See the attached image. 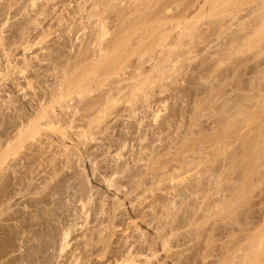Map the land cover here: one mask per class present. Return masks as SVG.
Returning a JSON list of instances; mask_svg holds the SVG:
<instances>
[{
	"label": "bare ground",
	"instance_id": "bare-ground-1",
	"mask_svg": "<svg viewBox=\"0 0 264 264\" xmlns=\"http://www.w3.org/2000/svg\"><path fill=\"white\" fill-rule=\"evenodd\" d=\"M8 1L6 4V11H3V12H5V14L7 15V14L11 13V11H12V13L14 14L13 16H16L19 14L18 18H17V22L20 19L19 24L21 26V31L23 33L22 35H23V39H24V43H21L23 45V50H28L30 48L29 46L31 45V43H30L31 38L37 39V41H38L40 39H43V38L51 35V33H53V25L57 27L55 29H58V27H61V25H62L63 29L59 28V29H61V32L65 30L64 32L68 31L69 33H70V29H72L71 27L74 26L76 28L77 27L76 25H78V24H81L84 27V29H86L87 27H90V28H94V27L97 28L98 27V28L102 29V28H105V26L107 24H109V25L113 24V26L120 27L121 28L120 40L123 44H126V45L131 47V48H129V47H127V48L130 49V52L135 53L134 56H136V59L138 61H141V59L145 56H148V59H150V62H147V65L140 64L139 62L135 63V65L131 69L132 70L131 75L129 77H127V78H130V80H131L134 77L136 78V75H141L144 73L146 74L147 72H150L152 69L154 70V67L157 66L156 62H158L160 60H166V59H170V58L176 59L178 57L180 58L186 54H189L190 49H187V50L185 49L186 51L183 50L185 44L184 45L182 44L183 46H181V47L183 49H180L181 48L180 44L182 42L179 43L178 40H180L181 37H183L185 35V32L188 29L189 30L191 29V31L193 32L192 29H195V27L197 28V25L199 27V22L198 23L194 22V19L196 17L195 15H197V13L199 11H202V10L203 11L206 10L207 13L208 12L210 13V11H213V9L215 10V8L218 5H220L219 6L220 8H223L221 6V4H223L226 0H80V2H79V0H77V2H76L77 9L76 10H74V7L72 6L70 0L67 2H66V0L61 1L62 3L60 5H62V7L61 6L59 7V5L57 6V4H59V3H57L59 0H57V1H54V0H41V1L40 0H26V4H25L24 0H22V1H24L23 3L21 0H14V1L12 0V2H14V3H17V2L22 3V5L20 7L24 6L23 4L26 5V7H22L18 11H15L14 10L15 5L13 7V3L8 2ZM15 1H17V2H15ZM28 1H30V2H28ZM37 1H40L39 4H41L43 1L44 2L41 5L37 4L38 8L36 9V7H34L35 8L34 9L33 6H36ZM115 1L118 2L117 6L120 5L119 7H116V9L120 8L119 12H114V15L110 16L111 18H109L108 16L107 17L100 16V14L102 12H104L108 7L112 8V10L114 11V8L112 6H115ZM3 2H4V0H3ZM5 2H6V0H5ZM54 2H56V3H54ZM28 3H30L29 5L32 6L34 11H32L33 9L30 8L31 6H27ZM249 3H250V5L248 4L249 6H247V8H245V9H243L245 11L244 13L241 14L240 10H239L240 15L241 16L243 15L244 17L242 16L240 18L239 15H238L239 17H237L236 14H238V13L235 12L236 14H234V15L236 16V18H235V16L232 15V19H230L229 22L227 21L228 27H232V26L237 27V25L240 24L241 25V31H243V30L245 31V33L247 35L246 38L248 40H249L248 35H252V33L254 34L256 31L258 32L259 28L260 29L262 28L261 29V31H262L261 32L262 33V40L261 41L262 42L261 41H258V42L259 43L261 42L259 49L263 50L262 52H264V0H250ZM11 6H12V9L15 11V13L11 9ZM70 6H71V8H69ZM49 7H51V8H49ZM18 8L16 7L15 9H18ZM28 8L31 9L30 13L33 12V14L26 12L27 10L28 11L30 10ZM60 8H61V11L57 12V9L60 10ZM10 9H11V11H10ZM97 9L100 10V12L101 11L102 12L100 13L99 11L98 12L94 11ZM116 9H115V11H116ZM216 10H217V8H216ZM216 10L214 12H216ZM52 11L54 12V14L52 13ZM0 13H2V11H0ZM207 13H204V14H207ZM209 13H208V15H209ZM213 14H215V13H213ZM213 14L211 13L212 17H214ZM217 14H219V13H217ZM101 15H103V14H101ZM47 16H49L48 17L49 19H46V20L52 19V21H50V22L48 21L47 24H45V23L43 24V22L45 21L44 19L47 18ZM10 17H12V16H10ZM233 18H235V19H233ZM218 19H219V17H218ZM7 20H8V18L5 17V21H3L1 23V25H4ZM234 20H237V21H234ZM53 21H55V24H52ZM17 22L14 24H17ZM220 22H217V23H220ZM195 23L197 25L194 26ZM202 25H204V24H202ZM206 25H208V24H206ZM193 26H194V28H193ZM220 26H222V25L220 24ZM2 27L3 26L0 27V46H1V50L3 52L1 55L4 54L6 56V60H3V61H5L3 68L0 65L1 66L0 67V74L6 73V72H8L10 74V72H12V71L13 72L17 71V73L20 74L22 78L18 77V80L16 83L15 80L17 77L16 78L11 77V78H14L13 80L16 83L15 84L13 82L14 85L17 86V89L15 91L17 92V90H18V93L19 92L23 93L22 97H26L27 94L30 95V97L32 99L30 98L29 101L33 100L34 102L33 103L31 102L29 105H26L25 103L21 105V104H19L20 102L17 104V103H15L14 98L12 99V97H11V95H13V94H8V97L6 96L8 98L6 101H8L9 103L4 101V100H2V102L0 103L4 106V102H5V106L7 104V108H8V109L7 108L6 109L8 111L10 109V111L14 112V114L13 113L11 114L12 118H11V116H9V118H11V119H9V120H8V118L4 119L7 121V123L5 124V122L2 121L3 117H4L3 116L4 113H2V112H4V110L1 111V108L3 109V106L0 105L1 106L0 107V217H1V215L3 216V213L7 212V213H5L6 219H8V218H11L12 220H13V218H14V220L16 219V221L14 223L12 221V223H8L5 225L1 222L5 217L3 216L4 218H0V233L5 232L4 233L5 236L4 235H3V237L0 236V237H2V238H0V247H1L0 248V256H2L1 259H3V256L8 255L6 252H8V253L11 252L10 254H12L13 252L16 251L15 253H17L18 252L17 250H19V249H20V252L12 255L10 257V262H14L15 264H16L15 261L20 262L18 264H53L52 261H53V256L55 254L54 251L57 252L56 258H59V257L64 258V256H65V259L54 260L55 263L57 262L56 264H60L61 261H62V264H84V263H88V261H89L88 264H90L92 261H93L92 264H176L177 262L178 263L180 262V264H183V263L187 264L188 263L187 260L190 258V256L193 255L192 257H197V255L200 254L199 250H202V251L204 250V248H202L201 245L205 244L204 242H206V241L203 242V239L201 240V238L203 237L204 233L206 234V231H208V230H206L204 228L205 226L202 228L200 227V229L196 228V226L199 227V225L200 226L202 225L201 223H204V221H203L204 218L202 220L201 219L202 215L200 217L197 216L200 218V220L197 221L196 220L197 214L194 216V214H190V213L194 211L193 207H195V209L198 210V208H200L203 211V216L209 215L210 214L209 212L211 211L212 215L214 214L215 218L219 217L217 215L220 212L219 211L221 208L220 205L223 204L222 202L225 201L224 199L226 198V195L223 192L224 190H222L223 184H222V179H221V174H220L219 169H217L216 171L215 170L212 171L210 169V167L208 168V165L204 162V166L206 164L207 167H204L203 170L199 171V173H198L199 175H196L197 176L196 178L189 180L190 182H188V183H185V184L183 183L182 185L181 184L179 185L178 183L175 182L174 178H176V175L178 176V174L181 170L184 173L187 172L188 171L187 169L189 168V165H190V163L186 159L187 157L185 158L183 156L184 155L183 153H179V154H182V156L179 159H178V155H177V158H175V162L172 161L173 162L172 163L170 160L168 162L164 160L165 163H163L162 165L160 164V166L158 167L159 161L157 162L158 164L156 163V161L158 160L157 156L158 155L160 156L162 154L158 153V155L156 156V154H153V152L155 151L152 148L153 144L152 143H149V144L146 143V144H148V145H146L144 143V145H146V146L142 147V145H141V149L139 151H137L138 149L135 150L137 153L132 151L133 155L130 152L132 157L129 158L127 156L128 158H126L125 157L126 154L124 155L122 153V149L124 148V146L126 144V140H128V139H125V138H127L126 136H123L124 139H122L121 138L122 136L119 134L117 136L120 137V138L118 137V139H120L121 143L117 141V137L115 138V136H114L115 139L110 137V139L108 140L110 142V144L108 142V146L106 148L103 147L104 149L100 153L101 155H104L103 156L104 158L101 159L102 157H100L99 159H97V157H99V155H97V154L95 155L94 154L95 151L91 150L92 149L91 147H89V148H91L90 150H89V148H86V147H85V149L83 148V145H81V143L83 141L85 142L86 140L84 139L83 141H81L80 137L84 136V138H85L86 135H88V136L90 135L89 138L91 140H93V139L95 140L98 138V137H95L94 135H92L93 134L92 131H88V130L94 129L93 128L94 126L92 125V123L95 120L97 114H100V113L107 114L109 112V111L107 112V110H109V108L106 107V103L108 102V100H110L114 97L115 93H117L119 91L121 92V90H123L125 88L124 84L122 86V85H120L121 81H118V82H116L117 87H116V85L113 84L115 86V88L113 87V89L111 91L115 90L116 88L118 89V90L116 89L117 92H115L113 95H112L111 91H109V89L111 88V86H110V88L108 87L109 88L108 90H105V91L103 90V92L100 93L99 96H97L95 98L93 97L94 99H90L89 102L86 101V103H84V104L82 103V101H80L81 103H79L77 98H76L77 100L73 97L72 98H70V97L66 98V95H67L65 93L66 87L63 89V88H61V86L63 84L60 83L61 86L59 84V80L61 78L59 77L60 71L58 72V70H61V67H63V65L66 62V61L64 62V60L65 59L67 60L68 55L70 54V53L68 54V53H66V51H64L66 54H68L66 56L67 58H65V56H64L65 59H63L62 55H60V54L66 55L65 53H63V49H65V48L62 49V47L66 46L65 44H67V43H64V42H66L67 40L66 39H65V41L63 40L64 42L56 41L52 45L53 47L51 45H48L51 49L46 45H45L46 47L43 46L42 49L36 48V50H32L30 52V53H32L31 56L24 55L23 54L24 52L22 50L23 53L20 52L22 56L19 53L16 54V55L19 54L18 57L21 56V60L17 61L18 59L15 60V58L9 57V53H10L9 50L10 49L8 46L10 44L9 42H12V41H8V42L6 41V39H8V38L10 39V37L6 38L5 41L3 40L6 36L3 35L4 30L2 29ZM74 27H73V29H74ZM106 27H108V26H106ZM200 27L202 28V26H200ZM228 27H226V28H228ZM236 27L234 28L235 33L240 31L239 30L236 32V30H237ZM16 29H15V34L19 35L16 33L17 32ZM87 29H89V28H87ZM74 30H76V29H74ZM90 30H92V29H90ZM207 30L208 29H206V32H207ZM194 31H196V30H194ZM201 31H203V30H201ZM54 32H57V31H54ZM64 32H62V34ZM76 32H77V30H76ZM76 32H74L75 35L77 34ZM192 32H191V34H192ZM257 32H256V34H257ZM58 33L59 32H57L56 34H58ZM90 33H92V32H90ZM188 33L190 34V31H188ZM230 33L231 34L233 33V34L230 35L227 33L231 37L227 38L228 40L230 39V41L226 40L227 41L226 44H228V46L230 44L231 46H229V47H233L232 44L234 42H236V40L240 36H238V34L235 35L234 32H230ZM245 33H244V35H245ZM62 34L58 35V37L63 36V38H65L64 35H62ZM92 34H94V33H92ZM96 34L97 33L95 31L94 35H96ZM109 34H111V33H109ZM117 34H119V32ZM241 34H243V33H241ZM16 35H15V37H16ZM13 36H14V34H13ZM99 36H101V35H99ZM116 36L114 35L113 39L118 38ZM254 36H256V35L254 34ZM58 37L56 38L57 40H58ZM185 37H186V35H185ZM185 37H183V38L185 39ZM252 37H253V35H252ZM60 38L61 37H59V39ZM98 38H100V37H98ZM219 38H222V37L219 36ZM96 39H97V37H96ZM242 39H241V41L244 40V39L243 40ZM10 40H12V39H10ZM15 40H16V38H15ZM93 40H94V38H93ZM93 40L91 39V41H89V45H92ZM104 40H106V39H104ZM116 41H117V39H116ZM180 41H182V40H180ZM60 42L62 43L61 48L59 47V44H57ZM177 42L179 45H177ZM213 42H214V40H213ZM239 42H240V39H239ZM68 43H69V40H68ZM151 43H153V45H152L153 48L151 46V48L147 47V48L139 49L140 51L138 50V48H141L146 44L150 45ZM209 43H212V42H209ZM218 43H219V40H218ZM259 43L257 46H259ZM13 44H15V41ZM63 44H64V46H63ZM243 44H245V43H243ZM255 44H256V41H255ZM175 45L177 46V48L175 47ZM188 45L190 46V43ZM84 46H86V45H84ZM96 46L97 47L94 49L95 51L92 52L90 54V56L88 55L90 58H88L87 56L86 57L84 56L83 58H80V59H83L82 61H84V62L86 60L91 61V60H93L92 58L97 57V55H100V53H102L106 49L105 47L100 46L99 44H97ZM104 46H105V44H104ZM178 46H179V48H178ZM109 47H111V46H109ZM174 47L176 49H180L181 51L179 52V51L174 50ZM208 47H209V44H208ZM239 47H241V46H239ZM46 48H47V50L50 49V51H51V52L49 51V53H50L49 58H47L48 56H46V55H49ZM205 48L206 47H204V49ZM216 48H219V47H216ZM89 49H90V46H89ZM211 49H213V48H211ZM11 50H14V49H11ZM44 50L48 54L45 53ZM205 50H203V51H205ZM217 50L218 49H215L212 53L216 54L218 52ZM76 51H75V53H76ZM88 51H87V48L78 50V52H82L83 55H87ZM112 51H113V49H112ZM126 51H128V50H126ZM53 52L56 53V54H54L55 57H51V56H54V55H52ZM110 52H111V50H110ZM130 52H127V53H129L130 57H131V55L133 56V53H130ZM209 52L210 51H208V53ZM234 52H236V51H234ZM262 52L259 51L258 54H261ZM107 53H108V51H107ZM229 53L230 52L228 51V54ZM56 55H58L59 57H62V58H57ZM134 56H133V58H134ZM229 57H230V55H229ZM148 59H147V61H149ZM47 60H49L51 65L47 63L48 64V66H47L46 63L45 64L43 63V62H46ZM137 60H135V61H137ZM213 61H214V59H213ZM62 63H64V64L62 65ZM144 63H146V62H144ZM148 63H149V65H148ZM216 63H217V61H216ZM2 65H3V63H2ZM261 66H262V64H261ZM29 67L31 69H28ZM64 67H65V65H64ZM156 68H158V66ZM262 69H263V66H262ZM72 70L73 69L71 68V71ZM48 72L52 75L49 76V74H48L49 78L47 79L44 75L45 74L47 75ZM33 74L35 76H37L36 78H38V76H40L41 74H44V75H41V77L44 76L43 78L44 79L46 78L45 81L40 79L41 82L44 81L43 82L44 86H41L43 90L42 89L40 90V88H39L40 91L35 90L36 87L34 88L33 81H32V78L34 77ZM68 74H69V72H68ZM2 76L6 77L7 74H6V76L5 75H2ZM9 77H8V79H9ZM50 77H51L52 83H53V81H55V83H53V84L51 83L53 86H51L49 84L52 88L51 87L50 88L45 87V83H47L46 80H49ZM78 77L80 78V76H78ZM208 78H210V77H208ZM257 78H258V76H257ZM0 79H2V78H0ZM19 79L24 80L25 83L23 84L21 81H19ZM121 80H123V78ZM124 80L126 81L127 79L125 78ZM40 81L37 79V82H40ZM126 82H128V80ZM206 82H207V80H206ZM40 83H38V84L40 85ZM248 83H251V81ZM16 86H15V88H16ZM210 86H212V85H210ZM28 88L31 90L29 93H27V91H26ZM126 88H127V85H126ZM2 89H1V91H2ZM241 89H243V88H241ZM5 90L6 89L4 88L3 91L5 92ZM212 90H213V88H212ZM262 91H264V90H262ZM262 91H261V93H262ZM8 92H10L9 89H8ZM13 92L14 91H12V93ZM16 92H15V95H16ZM122 94H126V93H122ZM120 95H121V93H120ZM240 96H241V94H240ZM13 97H15V96L13 95ZM76 97L79 98V96H76ZM120 97H122V95ZM242 97L243 96H241V98ZM259 97H261V96H259ZM84 99H81V100L84 101ZM60 101L62 103L58 104V103H60ZM219 101H221V100H219ZM231 101H232V99H231ZM257 101H258V99H257ZM56 102H58V103H56ZM147 102H148V100H147ZM240 104L239 103L236 104L237 109H236L235 118H237V115L243 116V114L245 113V111H244L245 107L243 108L242 104L241 105ZM215 105H217V104H215ZM253 106H255V105H253ZM253 106H252V108H253ZM145 107H147V106L145 105ZM148 107H149V105H148ZM219 108H221V107H219ZM252 108H250V109H252ZM259 108H261V106ZM208 109H210V107ZM229 109H230V107H229ZM137 110L139 111V109H137ZM231 110H232V108H231ZM112 111H113V109H112ZM114 111H115V109H114ZM116 111H118V109H116ZM119 111H121V110H119ZM204 111H207V110H204ZM222 111H223V109H222ZM228 111H230V110H228ZM141 112H143V111H141ZM220 112H221V110H220ZM261 112L262 111H260V113ZM7 113H9V112H7ZM7 113L5 114V117H6ZM110 113L111 112H109V114ZM131 113H136V109L132 110ZM202 114H203V112H202ZM233 114L235 115V111L233 112ZM261 114H264V112ZM114 115L116 116V114H114ZM205 115H208V114H205ZM250 115H251V113H250ZM7 117H8V115H7ZM101 118H103V117H101ZM227 119H228V117H227ZM254 119H256V118H254ZM97 121L98 120H96V122ZM233 121H234V118H233ZM249 121L252 122L251 120H249ZM141 123H142V120L139 119V121H137V123H133L132 125L130 124L131 126H129V127L126 126V128H128V129L125 130L123 128L125 131L122 130L121 132H123L124 135L125 134L127 135L128 133L131 132V129L134 128V131H135V129L138 126H141ZM144 123H146V122H144ZM148 123H146V124L148 125ZM227 123H228V121H227ZM229 123H230V121H229ZM146 124L144 126H146ZM223 124H224V122H223ZM237 124H239V123H237ZM240 124H242V123H240ZM108 125H104V126L101 125V127H99L100 129L98 130V133L101 135L103 133V136H104V132L109 131ZM118 125H117V127H118ZM151 125H153V124H151ZM146 127H143V128H146ZM156 128H158V127H156ZM45 129L46 130L48 129V131H51L53 133L47 132L49 134H47V133L42 134L43 133L42 131L44 130V132H45ZM162 129H164V128H162ZM166 129H168V128H166ZM217 129H218V127H217ZM226 129H229V127ZM113 130H111V131H113ZM142 130H144V129H142ZM149 130H151V129L148 127V131ZM152 130L154 131V129H152ZM27 131L29 133H31V135L29 134V136L32 137L35 135L34 140L36 139L35 140L36 144L34 146L32 145L33 148L31 145H29V147L31 146L28 149V150H30L29 153L23 152V153H25L24 156L20 155L21 156L20 158H16L17 157L16 153L19 152L18 148L20 147V144L23 141V140H21V137H22V135L27 134L26 133ZM134 131L132 130V132H134ZM136 131H137V129H136ZM146 131H144V132L146 133ZM237 131H238V129H237ZM88 132H90V133H88ZM91 132H92V134H91ZM116 132H117V130H116ZM255 133L256 132H254V134ZM107 134H108V132H107ZM115 134H113V135H115ZM142 134L143 135H141L139 137L141 141L146 139V137L148 136V135L146 136L144 133H142ZM95 135H96V133H95ZM133 135H134V133H133ZM42 136H44L45 138H43ZM105 136H107V135L105 134ZM153 136H155V135H153ZM262 136H264V134ZM23 137H26V136H23ZM219 137L220 136L218 135V138ZM258 138L256 140H258ZM155 139H156V137H155ZM245 139H246V137H245ZM94 140L91 142H94ZM114 140H116L117 144L119 143L120 147H118L119 145L115 146L114 145L115 143L112 144L114 142ZM246 140H248V139H246ZM16 142H19V144L17 143L15 145V146L18 145L19 146L18 148L17 147L15 148L13 146ZM24 142H26L25 139H24ZM88 142H90V141H88ZM152 142H153V140H152ZM31 143H32V140H31ZM24 144L25 143H23V145ZM222 144H223V142H222ZM245 144H247V143L245 142ZM258 144H259V142H258ZM23 145L21 144V147ZM112 145H114L115 147H118V148H115V147L111 148ZM85 146H87V145H85ZM200 146H201V144H200ZM200 146H199V148H200ZM167 147H169V146H167ZM207 147H209V146H207ZM247 147H248V145H247ZM13 148H14V152H12ZM25 148H24V150H25ZM114 148H115V150H112ZM248 148H250V147H248ZM97 149H98V147L95 150H97ZM99 149H100V146H99ZM245 149H246V146H245ZM110 150L113 151L112 154H109L110 155L109 157L112 156L111 157L112 162L108 156L105 157L106 152L108 153ZM207 150H208V148H207ZM263 150H264V147H263ZM32 151H35V152L32 153ZM99 151H101V149ZM130 151H131V149H130ZM202 151H204V150H202ZM169 152L167 151V153H169ZM198 152H201V151H198ZM20 153H22V152H20ZM48 153L50 154V156L48 155L49 157L46 156V154H48ZM215 153H213V154H215ZM208 154H206V155H208ZM70 155H72V157H73V155L76 156L75 164L78 163L80 165V167H82V169H83L82 172H84V171H86V169H88L87 161L89 162V165H91V169H90L92 171L91 174L92 173L94 174L99 166L101 167L100 164L98 166V163H100L101 161H103L104 165L106 164V165L111 167V168L110 167L106 168L107 170L110 169V173L108 172V174L105 173L104 175L101 174L102 175V181L105 185V192L104 193H106L108 190L112 191V193H111L112 205L110 204L111 206L109 208L106 206V201H105L106 198H102L101 196H98L100 199L99 200L97 199L98 201H96L95 198L93 197V194L95 192L100 191V190L99 191L97 190L99 188L93 184L87 186V183L88 182L90 183L92 181L91 177H94V176H89L88 173L86 174L84 172L86 174V176L85 175L83 176V178L85 177L83 180L82 176H79L81 172L78 174V172L74 169L77 167H76V165L72 164V163H74V161L71 163L72 159L70 160V158H71ZM164 156H165V154H164ZM260 157H262V156H260ZM73 158L75 159V157H73ZM173 159L174 158H172V160ZM15 160L17 162H14ZM131 161L133 162L134 165H136L138 162H141V163L143 162L144 165L138 163L139 164L138 166H140V165L144 166V167H142V169L143 168H145V169L141 170L140 169L141 166L139 168L136 165L137 168H139V170H137V168L134 167V165L132 163H130ZM161 161H163V160H161ZM19 162H21V163L19 164ZM18 164L20 166L16 167ZM129 164L130 165L132 164L133 166H129ZM256 164H258V162ZM104 165H102V168L104 167ZM130 167H132V168L134 167L136 169L133 168V170L130 171L132 169V168L130 169ZM256 169H258V168H256ZM134 170H137V171H134ZM174 170H176L175 171L176 174L173 172ZM178 170H180V171H178ZM78 171H80V170L78 169ZM103 171H105V169ZM171 171H172V173H171ZM58 174H61V175L59 176ZM98 174H99V172H98ZM201 174L206 175V179H205V181H203V183L208 185L209 189H207L205 191V195H204V193H202V196L200 198L201 199L200 203H196V198H197L196 196L197 195L200 196V190H195V188L198 185H201V183H202V180L200 179ZM249 174H251V173H249ZM57 175H58V178H56ZM115 176H117V177H115ZM79 177H81V178H79ZM77 178H78V180H76ZM126 178H128L129 182H132V183H131V185L129 183V185H130V186H128L129 189L126 188V190L123 191V189L125 188L124 186H126V185L123 184L122 179H126ZM70 179H71V181H70ZM72 179H73V181H72ZM161 179H163V181H164V179L167 180L166 182H168L169 184H167L166 186H165V184L163 185L164 187H166L163 190L165 193L164 195L162 194V195H156L155 196L156 193L154 191H156V190L154 187H156V185L159 181L161 183ZM179 182H181V181H179ZM97 183H99V182H97ZM154 184H156V185L154 186ZM257 184H259V183H257ZM159 185H158V187H159ZM193 186H195V188ZM235 187H237V186H235ZM235 187H234V190H235ZM161 188H162V186H161ZM201 188H203V187H201ZM240 188H241V186H240ZM46 189H48V191ZM68 189H69V191H67ZM159 190L161 191L162 189H159ZM187 190H189V193L187 192L188 194L186 193ZM103 191L104 190H102V192ZM25 192H27L28 194H29V192H31L30 193L31 195L28 197H25L23 199V201H20L19 198L22 199V197L25 196ZM54 192H55V194H57L56 196H55ZM120 192H122V194H125V197L121 196L122 194L118 195V193H120ZM65 193L66 194L68 193L67 196L69 197V201L64 202V201H62V196ZM132 193H133V195L131 196L130 194H132ZM209 193H211V195L214 194V195H212V196H214V200L212 199L213 202L210 201L209 203H207L208 205L207 204L205 205L204 201H206L205 199L207 197H209V195H208ZM228 193H230V192H228ZM248 193H250V192L248 191ZM190 194L193 195V196H191L192 199H193V197H195V199L192 200L193 203H192V201L189 200L191 202V204L189 202L190 205L187 203L188 206H186V207L182 206L184 204V202H188L187 201L188 199H186V198H187V195L189 198ZM236 194H237V192H236ZM99 195H100V192H99ZM101 195L105 197L104 194H101ZM128 195H130V197H128V199L125 200L126 196H128ZM231 195H232V192H231ZM106 197H107V195H106ZM239 197H241V196H239ZM211 198H208V199H211ZM17 199L22 204L25 203L24 205L26 206V209L23 208L24 205H21L20 203H18L19 201ZM108 199H109V197H108ZM253 199H255V198H253ZM16 200L18 202H16ZM72 202L75 203L74 205H76V202H78L77 203L79 205V208H77L78 210L74 208ZM97 202L99 204V208L96 207ZM202 202H204L203 203L204 206H202ZM16 203L20 204L21 207L22 206L23 207L22 208H20V207L14 208V207H17ZM50 203L53 204V207H52V205L50 206ZM236 203H237V201H236ZM13 205H14V207L12 209L11 207ZM71 206H73V209H71L72 208ZM93 206H94V208H93ZM178 206L180 208L182 207V210H184L185 208L187 210V208L189 206L191 208L189 207V210L187 211L189 214L188 217L185 216V214L188 215L185 210L182 212L180 211L179 215L181 217H179L178 220L176 221V219L179 215L175 212L172 215V213H173V210L179 209ZM205 206H207V207H205ZM89 207H90V209H89ZM104 207H107V208H104ZM95 208H97L96 212L94 210L95 216H94L93 220L95 221V219H96L95 224H92V226H88V227L84 228L83 231L78 235L79 236L78 238H77V236H75L76 238L73 237L74 232L72 233V231L75 228L77 229V227L79 229H81L83 226H85L86 221L89 219L88 216L90 215V210L95 209ZM211 208L213 209V211ZM5 209H6V211L4 212ZM190 209H192V210H190ZM64 210H67V212H65ZM74 210H76V211H74ZM69 211H70V213H68ZM189 211H190V213H189ZM202 211H200V213ZM62 212L68 213L67 214L68 218L66 217L67 216L66 214L61 215ZM183 212H185L184 216L181 215V213L183 214ZM232 212H236V211L232 210L230 214H232ZM194 213H196V211H194ZM238 213H240V212H238ZM175 214H177V217L175 216V218H173ZM190 215H192V216H190ZM170 216L172 219H175V221L177 223H175V221H174L173 223H175V224H173L172 221L170 222V220L169 221L166 220L167 218L170 219ZM16 217H18V219ZM19 217L21 219H19ZM79 217L83 218L82 219L83 221H81V223L78 221ZM192 217L193 218L196 217V219L193 220ZM11 219H9V221H11ZM212 219L216 223L218 222V219H214L213 217H212ZM191 220L197 221V222H195V225ZM231 220L228 219L229 222H227V224L230 223ZM190 221L193 225V228H191L193 230L192 232L194 233L195 232L194 230L196 229V233H194L193 235L191 234L192 236L190 235V231H189L190 226L188 225L189 226L188 227L185 223V222L188 223ZM142 222H144V224H146V225H144V224L142 225ZM220 222H221V220H219L218 224H220V226H221ZM239 222H240V220H239ZM196 223H197V225H196ZM218 224L214 225V222H213V227H214V228H212V230H214L213 232H216L215 230L218 229V226H219ZM230 224H232V223H230ZM88 225H90V224H88ZM167 225L169 226L168 230L165 229L168 227ZM210 225L212 227V223ZM143 226L145 228H149L150 226H152L151 229H153V230H151V232L153 231V234L148 232L147 231L148 229L145 230ZM194 226H195V228H194ZM229 226L227 228H229ZM239 226H240V224H239ZM245 226H247V225H244V227ZM73 227H75V228H73ZM182 227L184 230L180 229ZM184 227H186L189 230L186 229V231H185ZM211 227H210V229H211ZM203 228H204L205 232L203 231ZM227 228H226V230H227ZM238 228H240V227H238ZM200 230H202V231L200 232ZM218 230H221V228ZM218 230H217V232H219ZM187 231L189 233H187ZM201 233H202V237H201ZM177 234L179 235V238L176 237ZM210 234H209V236L211 239H212V237H211L212 235H214V236L219 235L218 233H215L216 235L212 234V233H210ZM114 235H116V238L112 240ZM229 236H230V233H229ZM175 237L178 239V240H175V241H177L176 242L177 243L176 248L178 247V249H181V250L179 252L177 251V253L174 252V253L170 254L168 251L170 248H172V247H170L172 245V244L170 245V242L172 239L174 240ZM216 237H218V236H216ZM20 238L22 240H20ZM191 238L194 241L193 242L194 247L191 244V246L193 247V250H192V252L188 251L190 253L189 254V253H186L187 252L186 248L183 246L185 248L184 249L180 245H187V243H189V242L186 243V241L191 242V240H190ZM213 238H215V237H213ZM72 239H74V240L72 241ZM214 240H216V239H214ZM17 241H21V242H17ZM216 241L219 242L218 240H216ZM244 241H245V237H244ZM174 243L175 242L173 241V244ZM111 244L112 245L116 244V245L112 246ZM208 244H209V241H208ZM48 246H53L52 247L53 250H51L52 255H49L50 252H48ZM205 246H207V245H205ZM174 247H175V245H174ZM192 247L189 246L188 248L192 249ZM173 249L174 248H172V250ZM163 251L165 252V254L169 253V254H167V256L171 255L170 258H168V259H171L170 262H169V260L167 261L164 258L163 259L158 258L159 252L162 253ZM184 251H186V252H184ZM214 251L215 250H213V252ZM92 255H93V257H92ZM167 256L165 255V258H167ZM84 257L86 258L85 260L83 259ZM89 257L91 259H93V260H91V262H90V260H88ZM192 260H195V258H192ZM216 260H218V258ZM216 260L214 261V259H213L212 263L216 264V262H217V264H218V261H216ZM0 261H2V260H0ZM2 262H6V264L10 263V262L4 261V260ZM189 262H190V260H189ZM204 263H205V261H204ZM219 264H221V262Z\"/></svg>",
	"mask_w": 264,
	"mask_h": 264
},
{
	"label": "rangeland",
	"instance_id": "rangeland-1",
	"mask_svg": "<svg viewBox=\"0 0 264 264\" xmlns=\"http://www.w3.org/2000/svg\"><path fill=\"white\" fill-rule=\"evenodd\" d=\"M7 1L8 0H6V2H5V0H4V2H3V0H0V11H2V13H0V27L3 26L2 27V29L4 30L3 31V35L6 36L3 40L5 41V39L8 38V37H10V39H12V40H10L9 38L6 39L7 42L8 41H12V42H9L10 43L9 46H8L9 49L10 50L11 49H14V50H11V51L8 49L9 52H10L9 53V57H13V58H15V60L18 59L17 61H20L21 60V56H22L21 53H23V52H24L23 53L24 55L31 56L32 53H30V52L32 50H36V48H39V49L41 48L42 49L43 46L44 47H46L48 45H51L52 46L54 44V42H56V41H58V42L59 41L64 42L65 39L67 40L66 42H64V43H67V44H65L66 46H64V44H63L64 47H62V49L65 48V49H63V53H65L64 51H66V53H68V54L70 53V54L69 55L66 54V53H65L66 55L60 54V55H62L63 59L67 58L66 57L67 55H68V58H67V60L66 59L64 60V62L66 61L65 64L62 63V65L64 64L65 67L63 65V67H61V70H58V72L60 71L59 72V75H60L59 77L61 78L59 80V84L60 83L63 84L62 86L60 84L61 88H63V89L66 87L65 88V90L67 91V92L65 91V93L67 94L66 95V98H69V97L70 98L73 97L75 99L77 98L78 101H79V103H81L80 101H82V103L84 104V103H86V101L89 102L90 99H94L95 97L99 96V94L102 93L103 90L104 91L105 90H108L110 88V86H111V88L109 89V91H111L113 89V87L115 88L114 85H116V82L121 81L120 82V85H122V86L124 84V86H125V88L123 89L124 91L121 90V92L120 91L117 92V90H118L117 88H116L117 90L116 89L113 90L114 92L111 91L112 95L115 92H117V93L114 94V97L112 99H110L111 101L108 100V102L106 103V107L109 108V110H107V109L106 110H107V112L109 111L111 113L109 114V112H108L107 114H105V113L97 114L95 120L92 123V125L94 126L93 127L94 129L91 127L93 130H91L90 128H89L90 130H88V131H92L93 134H92V132H91V134L94 135L95 137H98L100 140L97 138L95 140L93 139L94 142H91L93 140H91L89 138L90 135L89 136L86 135L85 138H84V136L83 137L82 136L80 137L81 138V141H83L84 139L86 140L85 142L83 141L81 143V145H83V148L84 149H85V147L86 148L91 147L92 149L89 148V150L90 149L91 150H94L95 151L94 154L95 155L96 154L99 155V157H97V159H99L100 157H102L101 159H103L104 158L103 157L104 155H101L100 153L103 151L104 148H106L108 146V142H109L108 140L110 139V137L111 138H114V136H115V138L117 137V141L120 142V139H118L119 136H117L119 134V135L122 136L121 137L122 139H124L123 136H126L127 138H125V139H128V140H126V144H125L124 148L122 149V153L124 155L126 154L125 155L126 158L132 157L133 152L137 153L135 150L138 149L137 151H139L141 149V145H142V147H144V146L148 145L149 143H152L153 144L152 145V148H153V150H155L153 152V154H156V156L158 155V153L159 154H162L160 156L159 155L157 156L158 160L156 161V163L159 161L158 162L159 164L157 163L158 164V167L160 166V164L162 165L163 163H165V161L168 162L170 160L171 162L172 161L175 162V158H177V155H178V159H179L182 156V154H179V153H183L184 154L183 156L185 158L187 157L186 159L188 160V162L190 163V165L188 164L189 165V168L187 169L188 171L185 172V173L182 170L181 171L178 170L180 172H179V174L177 173L178 176L176 175V178H174V179H175V182L178 183L179 185L180 184L182 185L183 183L184 184L185 183H188V182H190L189 180H191L193 178H196L197 177L196 175H199L198 174L199 171L203 170L204 167H207V165H208V168L210 167V169L212 171L213 170L216 171L217 169H219L220 174H221L222 184H223V187H222L223 189L222 190H224L223 192L226 195V198L224 199L225 201H223L222 202L223 204L220 205L221 208L219 210L220 211L219 214L217 215V216H219L218 218H215L214 214L212 215V212L210 210H209L210 211L209 212L210 213L209 215L203 216V211L200 208H198V210H197V209H195V207L192 206L193 207V210L196 211V213H194V211L191 212V213L189 211V213L190 214H194V216L197 214L196 217L197 216L200 217L202 215V217H201L202 220L204 218V220H203L204 223H201L203 226L202 225L201 226L199 225V227L196 226V228H199L200 229V227L202 228V227L205 226L204 228L206 230H208V231H206V234L204 233V235H203V237L205 239L202 237V233H201V237L202 238L200 237L201 240L203 239V242L206 241V242H204L205 244H202L201 245V247L204 248V250L203 251L202 250H199L200 251L199 252L200 254L197 255L198 258L197 257H192L193 255L190 256L191 259L189 258L187 260L188 263L187 262L186 263L187 264H202V263L203 264H213L212 263L213 259L215 261L218 258V260H216V261H218V264L220 262H221V264H233V263L234 264H264V221H263L264 220V204H263L264 203V196H263L264 195V165H263L264 164V158H263L264 157L263 156L264 155V150H263V147H264V145H263L264 144V138L263 137L264 136H262L264 134V132H263L264 131V114H261V113L264 112V110H263L264 109V95H263L264 94V91H262V90H264V70H263L264 69V52H262L263 50L259 49V47L261 45V42H262L261 41L262 40V33H261L262 32L261 31L262 28L261 29L259 28L258 29L259 30L258 32L256 31L257 34H256V32L254 33L256 36H254V34L252 33V35H253L254 38L252 37V35H248L249 36L248 37L249 40H248L246 38L247 35H246L245 31L244 30L241 31V25L240 24H238L240 27L238 25H237V27L235 26L237 28L236 32L240 30L237 33H235V30H234L235 27L234 26L228 27V22L230 21V19H232V15L235 16L234 15V14H236L235 12L238 13V14H236L237 17L240 16V18H241L243 16V15L241 16L240 13L242 14V13L245 12L243 9L247 8V6L250 5V3H249L250 0H230V1L229 0H226L227 2L225 1L226 2V3L224 2L225 4L224 3L221 4V6L223 8H220L219 7L220 5H218L216 7L217 10L215 8L216 12H214L215 11L214 9H213V11H210V13L208 12L210 16L208 15V13H207L206 10L199 11L200 13L198 12L197 15H195L196 17L194 19V22H196V23L199 22V27L195 23L194 26L197 25V28L195 27V29H192L193 32L191 31V29L190 30L188 29L185 32L186 37H185V35L183 36V37H185V39L183 37H181L180 40H182V41L178 40L179 43L182 42L180 44V47L183 46L184 44L185 45L186 44L188 45L190 43V46L188 45L189 47L187 45L186 46L184 45V49L182 47L180 48V49H183L184 51H186L187 49H190V53L189 54H186V55H184V56H182L180 58L178 57L176 59L175 58H170V59H166V60H160V61L156 62L157 63L156 65L158 66V68H156L157 67L156 66V67H154V70L152 69L150 72H147L146 74L144 73V74H141V75H136V78L134 77L131 80H130V78H127V77H129L131 75V73H132L131 72L132 71L131 69L133 68V66L135 65V63H138L139 62L140 64L147 65V62H150V59H148V56L143 57L141 59L142 62L141 61H138L136 59V56H134L135 53L134 52H130V49L129 48H131V47L128 46V45H126V44H123L121 42V40H120V37H121L120 36L121 28L120 27L113 26V24L112 25L107 24L106 26H108V27L105 26V28H102V29L101 28H98V27L97 28L96 27H94V28L87 27L89 29H87L85 27L86 29H84V27L81 24H78V25H76L77 26L76 28L73 26L74 29L77 30V32H76V30L73 29V27H71L73 30L70 29V33L67 30H66L67 32H64L65 31L64 30V31H62V32H64L62 34L61 29H59V28H62L63 29V26L61 25V27H58V29H55L57 27L53 25V33H51V35H49V36H47V37H45L43 39H40L38 41H37V39L31 38V41H30L31 45L29 46L30 48L28 50H23V45L21 43H24V39H23V35H22L23 33L21 31V26L19 24L20 19L17 22V18H18V15L19 14L16 15V16H13L14 14L11 11L12 6H11V9H10L11 13H9V14L6 15L5 12H3V11H6ZM24 1H25V4H26V0H24ZM24 1H22V3ZM40 1H37L36 2V6H33V8L36 7V9H37L38 8L37 4H39ZM54 1H57V0H54ZM61 1H63V0H59L57 2V3H59V4H57V6L59 5V7L60 6L62 7V5H60L62 3ZM67 1H69V0H66V2ZM70 1H71L72 6L74 7V10H76L77 9V4H76L77 0H70ZM8 2H12V0H9ZM15 2H17V1H15ZM28 2H30V1H28ZM79 2H80V0H79ZM12 3H13V7H14V5H15V8L16 7L17 8L19 7L18 9H15L14 8L15 11H18L22 7H26L25 4H23L24 6L20 7L22 5V3H18V2L17 3L12 2ZM54 3H56V2H54ZM29 4L30 3H28L27 6H31ZM41 4H39V5H41ZM117 4H118V2L115 1V6H112L114 8V11L112 10V8H109V7H108L109 9L107 8L104 12L101 11L102 13L98 9L97 10H94V11H97V12L99 11L101 14H103V15L100 14V16H105V17L108 16L109 18H111L110 16L111 15L113 16L114 15V12H119V9L120 8H117L116 9V7H119L120 5L117 6ZM30 8L33 9L32 6ZM30 8H28V9H30ZM49 8H51V7H49ZM69 8H71V6ZM31 9L29 11L27 10L26 12H29L30 13L31 12ZM34 9L32 11H34ZM115 9H116V11H115ZM239 10H240V13H239ZM15 11H14V13H15ZM58 11H61V8H60V10L57 9V12ZM203 12L204 13H207V14H204ZM52 13L54 14L53 11H52ZM211 13L212 14L215 13V14H213L214 17L211 16ZM217 13H219L220 15L217 14ZM30 14H33V12L30 13ZM10 16H12V17H10ZM5 17H7L8 20L6 21V23L4 25H1V23L3 21H5ZM48 17L49 16H47V18L44 19L45 21L43 22V24L44 23L47 24L48 21L49 22L52 21V19L51 20H46V19H49ZM218 17H219L220 20L218 19ZM235 18H236V16H235ZM235 18H233V19H235ZM220 21L221 22L223 21V22L221 23ZM234 21H237V20H234ZM16 22H17V24H14ZM217 22H220V23H217ZM52 24H55V21H53ZM202 24H204V25H202ZM206 24H208V25H206ZM220 24L222 26H220ZM194 26H193V28H194ZM200 26H202V28ZM226 27H228V28H226ZM15 29L17 31L16 33L19 34V35H16L15 34ZM90 29H92V30H90ZM206 29H208L207 32H206ZM194 30H196V31H194ZM201 30H203V31H201ZM54 31H57L59 33L61 32V33L60 34L59 33L56 34L57 32H54ZM95 31L97 33L96 35H94L95 34ZM188 31H190V34L188 33ZM74 32H76L77 34L75 35ZM90 32H92L94 34H92ZM118 32H119V34H117ZM191 32H192V34H191ZM230 32H234L235 35L238 34V36H240L237 39L238 41L236 40V42H234L232 44L233 47H229L231 45L229 44V46H228V44H226L227 41H230V39L228 40L227 38L228 37L230 38L231 37L230 35L233 34V33L231 34ZM109 33H111L112 35L109 34ZM227 33L230 34V35H228ZM241 33H243V34H241ZM244 33H245V35H244ZM13 34H14V36H13ZM61 34L64 35L65 38H63V36H59V37H61L60 38L61 40H60L59 37H58V35H61ZM113 34L115 36L117 35L116 37H118V38L113 39L114 38V35ZM15 35H16V37H15ZM99 35H101V36H99ZM219 36H221L222 38H219ZM57 37H58V40L56 39ZM96 37H97V39H96ZM98 37H100V38H98ZM15 38H16V40H15ZM93 38H94V40H93ZM91 39L93 40V42L94 41L95 42L94 43L92 42V45H89V41H91ZM104 39H106V40H104ZM116 39H117V41H116ZM239 39H240V42H239ZM241 39L243 41H241ZM68 40H69V43L70 44L68 43ZM213 40H214V42H213ZM218 40H219V43H218ZM14 41H15V44H13ZM255 41H256V44H255ZM258 41H261V42L259 43ZM209 42H212V43H209ZM257 42L259 43V46H257L258 45ZM60 43H57V44H59V47L61 48L62 43L61 44ZM207 43L209 44V47H208V44ZM243 43H245V44H243ZM97 44H99L100 46L105 47L107 50L105 49V51H103L102 53H100V55H97V57L92 58L93 60H91V61H88V60H86L85 62L82 61L83 59H80V58H83L84 56L85 57L87 56L88 58H90L89 56H90V54L92 52L95 51L94 49L97 47L96 46ZM104 44H105V46H104ZM84 45H86V46H84ZM152 45H153V43H151L150 45L149 44L148 45L146 44L143 47L138 48V50L139 49H143V48H147V47L148 48H151ZM177 45H179L178 42H177ZM89 46H90V49H89ZM109 46H111V47H109ZM239 46H241V47H239ZM127 47H129V48H127ZM175 47L177 48L176 45H175ZM175 47H174V50L179 51V52L181 51L180 49H176ZM204 47H206L207 49L205 48L206 49L205 50ZM216 47H219V48H216ZM85 48H87V51L89 50L87 55H83L82 52H78L79 49L81 50V49H85ZM152 48H153V46H152ZM178 48H179V46H178ZM211 48H213V49H211ZM50 49L47 50V48H46V50L48 51V53H49ZM112 49H113V51H112ZM215 49H218L217 50L218 52L216 54L212 53ZM22 50H23V52H22ZM110 50H111V52H110ZM126 50H128V51H126ZM203 50H205V51H203ZM207 50L210 51V52L208 53ZM227 50L230 52L229 54H228V51ZM258 50L260 52H262V53L261 54H258V52H259ZM75 51H76V53H75ZM107 51H108V53H107ZM234 51H236V52H234ZM44 52H45V50H44ZM127 52L133 53L134 58H133L132 55L130 57V54L127 53ZM2 53L3 52H2L1 46H0V65L3 68L4 63H5V61H3V60H6V56L4 54H3L4 56L1 55ZM17 53H19L21 56L18 57L19 54L16 55ZM45 53H47V52H45ZM54 54H56V53L53 52L52 55H54ZM58 55H56L57 58H62V57H59ZM229 55H230V57H229ZM46 56H48L47 58H49L50 53H49V55H46ZM64 56H65V58H64ZM51 57H55V55L54 56H51ZM146 58L149 61H147ZM213 59H214V61H213ZM135 60H137V61H135ZM47 61L46 62H43V63L44 64L46 63V65L48 66V64H50V62H49V60H47ZM216 61H217V63H216ZM144 62H146V63H144ZM2 63H3V65H2ZM261 64L263 66V69H262ZM148 65H149V63H148ZM71 68L73 69L72 71H71ZM28 69H31V68L29 67ZM68 72H69V74H68ZM6 74H7V76H6ZM48 74H49V76L52 75L49 72L47 73V75L46 74L45 75L44 74H41V75H44L48 79L49 78L48 77ZM2 75H5L7 78L4 77V76H2ZM41 75L38 76V78H36L37 76H35V75H34V77L32 76L33 77L32 78L33 86H34V88L36 87L35 90H38V91H40L42 89L41 86H44L43 82L46 79V78L45 79L43 78L44 76L41 77ZM77 75L80 76V78ZM0 76H1L0 78H2V79H0V99H1L0 100V103L2 102V100L6 101L8 99L7 98L8 97V94H13L16 97L15 98V97H13V95H11L12 99L14 98V101L17 104L20 102L19 104H21V105L24 104V103L26 105H29L31 102L32 103L34 102L33 100L29 101L30 98H31L30 95L27 94L26 97H22L23 96V93H20V92L18 93V90H17V92L15 91L17 89V86L14 85L15 81L17 83L18 77L19 78H22L21 75L17 73V71H14V72L12 71V72H10V74L8 72L2 73V74H0ZM257 76H258V78H257ZM8 77H9V79H8ZM11 77H15V78L17 77V78L14 81L13 80L14 78H11ZM208 77H210V78H208ZM122 78H123V80L126 78L128 80V82H126L127 80L126 81L125 80L124 81L121 80ZM37 79L39 81H40V79H42L44 81H42V82L40 81L41 82L40 83V82H37ZM206 80H207V82H206ZM19 81H21L23 84L25 83L24 80H22V79H19ZM46 81H47V83H45V87H48V88H50L51 86H53L52 84L55 83V81H53V83H52L51 77H50L49 80H46ZM250 81H251V83H248ZM38 83H40V85ZM209 84L212 85V86H210ZM126 85H127V88H126ZM15 86H16V88H15ZM116 87H117V85H116ZM2 88L3 89L4 88L6 89L5 92L7 91L6 92L7 94L3 91ZM39 88H40V90H39ZM212 88H213V90H212ZM241 88H243V89H241ZM1 89H2V91H1ZM8 89H9V91L11 93L8 92ZM11 90L14 91V92L12 93ZM26 91H27V93H29L31 90L28 88ZM261 91H262V93H261ZM15 92H16V95H15ZM120 93H121L122 97H120L121 96ZM122 93H126V94H122ZM239 93L241 94V96H243L242 98H241V96H240ZM76 96H79V98L76 97ZM259 96H261V97H259ZM80 98L81 99H84L85 98L84 99L85 102L83 100H81ZM231 99H232V101H231ZM257 99H258V101H257ZM147 100H148V102H147ZM219 100H221L222 102L219 101ZM6 102H8V101H6ZM56 103H58V102H56ZM61 103L62 102L60 101V103H58V104H61ZM237 103H239V104L241 103L242 106H243V108L245 107L244 108L245 113L243 114V116L242 115H237V118H235V116H236V109H237L236 104ZM215 104H217V105H215ZM0 105L3 106L2 104H0ZM145 105L147 107H145ZM148 105H149V107L150 106L151 107L149 108ZM253 105H255V106H253ZM252 106H253V108H252ZM260 106H261V108H259ZM209 107H210V109H208ZM219 107H221V108H219ZM229 107H230V109H229ZM6 108H7V104L5 106V102H4V106H3V109L1 108V111L4 110V112H2V113H4L3 114L4 117H3V120L2 121L5 122V124L7 123V121L4 120V119L5 118H8V120H9V119L12 118V115L11 114L12 113L14 114V112L10 111V109L8 111L7 110L8 108L7 109ZM111 108L113 109V111H112ZM231 108H232V110H231ZM250 108H252V109H250ZM114 109H115V111H114ZM116 109H118V111H116ZM134 109H136V113H131L132 110H134ZM137 109H139V111ZM222 109H223V111H222ZM119 110H121V111H119ZM204 110H207V111H204ZM220 110H221V112H220ZM228 110H230V111H228ZM141 111H143V112H141ZM234 111H235V115L233 114ZM260 111H262V112L260 113ZM7 112H9V113H7ZM202 112H203V114H202ZM6 113H7L8 117H7V115L5 117V114ZM204 113L205 114H208V115H205ZM250 113H251V115H250ZM114 114H116L117 117ZM9 116H11V118H9ZM101 117H103V118H101ZM227 117H228V119H227ZM233 118H234V121H233ZM254 118H256V119H254ZM139 119L142 120V123H141V126H138L136 128L137 131H136V129L134 131V128L131 129V132H132V130L134 132L128 133L129 134V135L127 134L128 136L126 134L124 135L123 132H121L124 129L125 130L128 129V128H126V126L129 127L133 123H137V121H139ZM96 120H98V121L96 122ZM249 120H251L252 122H250ZM227 121H228V123H227ZM229 121H230L231 124L229 123ZM144 122H146V123L149 122L148 125L149 124L150 125L148 126ZM223 122H224V124H223ZM237 123H239V124H237ZM240 123H242V124H240ZM145 124H146L147 127L144 126ZM151 124H153V125H151ZM101 125L102 126H104V125H108L109 126V128H108L109 131L104 132V136H103V133H102V135L98 133V130L100 129L99 127H101ZM117 125H118V127H117ZM155 126L158 127V128H156ZM143 127H146V128H143ZM148 127L151 130L148 131ZM217 127H218V129H217ZM228 127H229V129H226ZM162 128H164V129H162ZM166 128H168L169 130L166 129ZM142 129H144V130H142ZM152 129H154V131ZM237 129H238V131H237ZM111 130H113V131H111ZM116 130H117V132H116ZM144 131H146V133ZM42 132H43L42 134H44V133L46 134L47 132H51V131H48V129L47 130L45 129V132H44V130ZM107 132H108L109 135L107 134ZM111 132L113 134H115V133L116 134L113 135ZM254 132H256V133L254 134ZM26 133L28 135L23 133L24 135H22V137H21V140H23L21 142V144L23 145V143H25L22 147H21V144H20V147L18 145L15 146L17 143L19 144V142H16L13 145L15 148L16 147L17 148L19 147L18 148L19 149V152L16 153L17 155L15 154L17 156L16 158H20L21 156H24L25 153H23V152H28L29 153L30 150H28V149L32 145L34 146L36 144L35 143L36 142L35 141L36 139L34 140L35 135L31 137V136H29V134L31 135V133H29L28 131ZM51 133H53V132H51ZM88 133H90V132H88ZM95 133H96V135H95ZM133 133H134V135H133ZM142 133H144L146 136L147 135L148 136L146 137V139H144V140L141 141L139 137L141 135H143ZM47 134H49V133H47ZM105 134L107 136H105ZM153 135H155V136H153ZM218 135L220 136L219 138H218ZM23 136H26V137L28 136V137L26 138V137H23ZM42 137L45 138L44 136H42ZM155 137H156V139H155ZM245 137L248 140H246ZM257 138H258V140H256ZM24 139L26 140V142H24ZM31 140H32V143H31ZM152 140H153V142H152ZM88 141H90V142H88ZM222 142H223V144H222ZM245 142L247 144H245ZM258 142H259V144H258ZM144 143L145 144L148 143V144L144 145ZM84 144L87 145L88 147L85 146ZM109 144H110V142H109ZM112 144H114L115 146H118L119 145V143L118 144L116 143V140H114V142ZM200 144H201V146H200ZM29 145H31V146L29 147ZM98 145L100 146L101 151H99L100 149H99V146ZM114 145H112L111 148L115 147ZM247 145L250 148H248ZM33 146H32V148H33ZM167 146H169L170 148L167 147ZM199 146H200V148H199ZM207 146H209V147H207ZM245 146H246V149H245ZM93 147L95 149L98 147V149L95 150ZM118 147H120V145ZM118 147H115V148H118ZM24 148H25V150H24ZM115 148L112 149V150H115ZM207 148H208V150H207ZM130 149H131V151H130ZM12 150H13L12 152H14V148ZM202 150H204V151H202ZM110 151L108 153L106 152L105 157L106 156L109 157L110 156L109 154H112L113 151H111V152ZM167 151L168 152L170 151V152L167 153ZM198 151H201V152H198ZM20 152H22V153H20ZM34 152L35 151H32V153H34ZM130 152L132 153V155H131ZM205 153L206 154L209 153V154L206 155ZM213 153H215V154H213ZM164 154H165L166 157L164 156ZM48 155L50 156L49 153L46 154V156H48ZM206 156L207 157L209 156V157L207 158ZM260 156H262V157H260ZM70 157H71L70 160L72 159L71 160V163L74 161V163H72V164L76 165V167H77V168H74V169L78 172V174L81 172L79 176H82V178H83V176L84 175L86 176L87 173L89 174V176H94V177H91L92 178V181L90 183L88 182L87 183V186L93 184L96 187H98L99 189H97V190L98 191L100 190L99 191L100 192V195H99V192H95L93 194V197L95 198L96 201H98L100 199L98 196H101L102 198H106L105 199L106 206L109 208L112 205V200H111L112 199V196H111L112 191L111 190L110 191L108 190L109 192L107 191L106 193H104L105 192V185H104V183L102 181V175L101 174L104 175L105 173H107V174H108V172L110 173V169H108V170L106 169L107 167H110V166H108L106 164H105L106 165L105 166L104 163H103V161H101L100 163H98V166H99V164L101 165V167L99 166L100 168L98 167V169H97L98 171L96 170V172L94 174L93 173L91 174V172H92L90 170L91 169V165H89V162L87 161V167H88V169H86V171H84L86 173L85 174L84 172H82V170H83L82 167H80V165L78 163L75 164V162H76V156L73 155V157H75V159L72 157V155H70ZM111 157H109L110 160L112 159ZM172 158H174V159L172 160ZM161 160H163V161L165 160V161L163 162ZM14 162H17V161L15 160ZM111 162H112V160H111ZM204 162L207 165L205 164V166H204ZM257 162H258V164H256ZM20 163L21 162H19V164ZM130 163L133 164L132 161ZM138 163L139 164H143V162L142 163L141 162H138ZM138 163L136 164L137 166L139 165ZM19 164L16 167H19L20 166ZM132 164L131 165L129 164V166H133L134 165V164L133 165ZM102 165H104L105 168L104 167L103 168L105 169V171H103L104 169L102 168ZM136 165H134V167L137 168ZM140 166H138V167L140 168ZM142 167H144V166H141L140 169L141 170H144L145 168L142 169ZM131 168L132 167H130V169ZM133 168L131 170L130 169L129 170L132 171ZM136 168H134V169H136ZM139 168H137V170H139ZM256 168H258V169H256ZM78 169L80 171H78ZM137 170H134V171H137ZM175 171L176 170H174L173 172L176 174ZM98 172H99V174H98ZM171 173H172V171H171ZM249 173H251V174H249ZM61 174H58V175L60 176ZM58 175H57L56 178H58ZM115 177H117V176H115ZM258 177L259 178L261 177V178L259 179ZM79 178H81V177H79ZM84 178H83V180H84ZM200 179L202 180L201 185H198L196 188H195V186H193L195 188V190H200V196L197 195L198 193L196 194L197 196L195 195L198 198V199L196 198V203H200V201H201L200 198L202 196V193H204V195H205V191L207 189H209V186L206 185L205 183H203V181H205V179H206V175H202L201 174ZM76 180H78V178ZM122 180L121 181L123 182V184L126 185V186H124L125 188L123 189V191L126 190V188L129 189L128 186H130L132 182H129L128 178L122 179ZM178 180L181 181V182H179ZM70 181H71V179H70ZM72 181H73V179H72ZM164 181L166 182L167 180L164 179ZM164 181H163V179H161V183L159 181L157 183V185L154 184V186L156 185V187H157V188L154 187L155 190H156V191H154L156 193L155 196L156 195H162V194L164 195L165 194L163 190L166 187H164L163 185L165 184V186H166L169 183L168 182L165 183ZM97 182H99V183H97ZM129 183H130V185H129ZM257 183H259V184H257ZM158 185H159V187H158ZM161 186H162V188H161ZM235 186H237V187H235ZM240 186H241V188H240ZM201 187H203V188H201ZM234 187H235V190H234ZM159 189H162V190L160 191ZM46 190L48 191V189H46ZM102 190H104V191L102 192ZM67 191H69V189ZM248 191L250 193H248ZM122 192L118 193V195H121ZM187 192L189 193V190H187L186 193ZM228 192H230V193H228ZM231 192H232V195H231ZM236 192H237V194H236ZM30 193L31 192H29V194L27 192H25V196L22 197V199L19 198V200L20 201H23V199L25 197H28V196L31 195ZM54 194H55V192H54ZM67 194L65 193L62 196V201H64V202L65 201H69V197L67 196ZM101 194H104L105 197L102 196ZM56 195L57 194H55V196ZM106 195H107V197H106ZM130 195L132 196L133 193L130 194ZM130 195L126 196L125 200H127L128 197H130ZM208 195H209V197H207L205 199L206 201L203 200L205 202V205L207 203H209L210 201L213 202L212 199L214 200V196H212L214 194L211 195V193H209ZM121 196L125 197V194H122ZM191 196H193V195L190 194L189 195V198H188V195H187V198L186 199H188L187 200L188 202H184V204L182 206H185V207L188 206L189 202L192 201L193 199H195V197H193V199H192ZM239 196H241V197H239ZM108 197H109V199H108ZM208 198H211V199H208ZM253 198H255V199H253ZM17 200H16V202L19 201V200L18 201ZM20 201L18 203H20L21 205H24L25 204V203L22 204ZM236 201H237V203H236ZM204 202H202V206H204V204H203ZM18 203H16V206L17 207H14V205H13L11 208L12 209H13V207L14 208H18V207L22 208L23 206L21 207V205L18 204ZM77 203L78 202H76V205H74L75 203L72 202V204H73V206H74L75 209L79 208V205ZM192 203H193V201H192ZM190 204H191V202H190ZM51 205L53 207V204L52 203H50V206ZM73 206H71L72 207L71 209H73ZM96 207L99 208L98 202L96 203ZM107 207H104V208H107ZM189 207L187 208V210H186V208L184 209L187 214H188L187 211L189 210ZM205 207H207V206H205ZM23 208L26 209V206L24 205ZM93 208H94V206H93ZM97 208L90 210V215L88 216L90 220L89 219L87 220L88 222L89 221L90 222L88 223L86 221L85 226H83L81 228L82 230L79 229L78 227H77V229L75 227H73V228H75L72 231V233L74 232L73 233V237L77 236V238H78L79 237L78 235L83 231L84 228H86L88 226H92V224H95L96 219H95V221L93 219H94V216H95L94 214H95ZM89 209H90V207H89ZM94 210H95V212H94ZM176 210H173L172 215L174 214V212L179 215L180 211L181 212L184 211V210H182V207L181 208L179 207V209L177 210L178 212ZM190 210H192V209H190ZM232 210L233 211H236V212H232V214H230ZM5 211H6V209L4 210V212ZM64 211L67 212V210H64ZM74 211H76V210H74ZM200 211H202V212L200 213ZM212 211H213V209H212ZM65 212H62L61 215H64V214L67 215L68 213H70V211L68 213H65ZM238 212H240V213H238ZM5 213H7V212H5ZM5 213H3V216L5 218L2 215L0 217V218H4L3 219L4 221L3 220L1 221L3 224L6 225L8 223H12V221H13V223L16 221V219L14 220V218H13V220L11 218L6 219V214ZM184 213L185 212H183V214L181 213V215L184 216ZM177 214H175L173 218H175V216L177 217ZM171 216H170V219L167 218L166 220H168V221L170 220V222L172 221V223H173L175 221V219H172ZM185 216L188 217L189 214L188 215L185 214ZM190 216H192V215H190ZM66 217L68 218V215ZM179 217H181V216L179 215L177 217L176 221L178 220ZM196 217L195 218L192 217V219L195 220ZM199 217H197V219H196L197 221L200 220ZM212 217L214 219H218V222L216 223L212 219ZM16 218L18 219V217H16ZM9 219H11V221H9ZM19 219H21V218L19 217ZM78 219L77 220L80 223H81V221H83L82 220L83 219L82 217H79ZM228 219L229 220L232 219L230 221V223H232V224L228 223L230 226L227 224V222H229ZM193 220H191V221L195 225V222H197V221H193ZM219 220H221V222H220L221 223V226H220V224H218L219 223ZM239 220H240V222H239ZM176 221H175V223H177ZM191 221L188 222V223L185 222L187 226L188 225L190 226V227L188 226L190 230L187 229L186 227H184V228H185V231H186V229L190 231V235L191 234L193 235L194 233H196V229L194 230L195 232L193 233L192 232L193 230L191 229V228H193V225H192ZM213 222H214V225L215 224H218L219 225L218 226V229L221 228V230H218L217 229L219 232H217V230H215L216 232H213L214 231V230H212V228H214L213 227ZM87 223L90 224V225H88ZM175 223H173V224H175ZM211 223H212V227L210 225ZM143 224H144V222H142V225ZM239 224H240V226H239ZM144 225H146V224H144ZM196 225H197V223H196ZM227 225L229 226V228H227L228 227ZM244 225H247V226L244 227ZM210 227H211V229H210ZM236 227L237 228L240 227V228L237 229ZM151 228H152V226H150L149 228H145L144 227L145 230L148 229L147 231L153 234V231L151 232V230H153V229H151ZM194 228H195V226H194ZM204 228H203V231L205 232ZM226 228H227V230H226ZM165 229L168 230L169 229V226L167 228H165ZM180 229H183V227L180 228ZM201 231L202 230H200V232ZM4 233L1 232L0 233L1 235L0 236L3 237ZM187 233H189V232L187 231ZM210 233H212V234L218 233L219 235H216L215 234L218 237L212 235L211 236L212 239H213L212 240L210 238V236H209ZM229 233H230V236H229ZM2 237H0V238H2ZM176 237L179 238V235L177 234ZM213 237H215V238H213ZM244 237H245V241H244ZM115 238H116V235H114V237L112 238V240L115 239ZM175 238H174V240L172 239L175 242L174 244H173V241L170 239L171 240L170 245L172 244L170 247L174 248L173 250H172V248H170L168 250L170 254H172L174 252L177 253V251L179 252L181 250V249H178V247L176 248V244H177L176 242L177 241H175V240H178V239L177 238L175 239ZM214 239L218 240L219 242H217ZM20 240H22V239L20 238ZM73 240L74 239H72V241ZM190 240H191V242L190 241H186V243L189 242V243H187V245H180L182 248H184V247L186 248V251L187 252L184 251L186 253L192 252L193 247H194V243H193L194 241L192 240V238ZM208 241H209V244H208ZM17 242H21V241H17ZM191 244L193 245V247L191 246ZM114 245H116V244H114ZM114 245H112V246H114ZM174 245H175V247H174ZM205 245H207V246H205ZM189 246L192 247V249L191 248H188ZM52 247L53 246H48V252H50L49 255H52V251H51V250H53ZM213 250H215V251L213 252ZM17 251L20 252V249L17 250ZM15 252H13L12 254H10L11 252L10 253L6 252L8 254L7 255L8 257L7 256H3V259H1L2 256H0V260H2V261L4 260V261H7V262H10V257L12 255L18 253V252L17 253H15ZM54 253L55 254L53 256V261H52L53 264L55 263L54 260L65 259V256H64V258H60V257L59 258H56L57 252L54 251ZM160 253L161 252H159V255H158L159 257L158 258H162V259L164 258L167 261L169 260V262L171 261V259H168V258H170L171 255L170 256H167V254H169V253L166 252L167 254H165V252H164L163 253L164 255L162 253L161 254ZM165 255L167 256V258H165ZM85 257L83 258L84 260L86 259ZM90 257H89L88 260H90V262H91V260H93V259H91L93 257V255H92L91 258ZM192 258H195V260H192ZM189 260H190V262H189ZM203 260L205 261V263H204ZM2 261H0V264H4V263L6 264V262H2ZM15 262H16V264L20 263V262H17V261H15ZM92 262L90 264H92ZM10 263L11 264H15L14 262H10ZM88 263H89V261H88ZM88 263H84V264H88ZM60 264H62V261H61ZM178 264H180V262ZM216 264H217V262H216Z\"/></svg>",
	"mask_w": 264,
	"mask_h": 264
}]
</instances>
